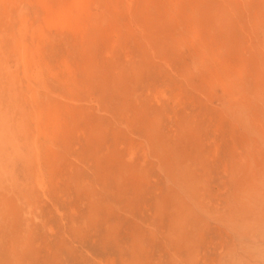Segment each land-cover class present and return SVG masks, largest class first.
Segmentation results:
<instances>
[{
  "label": "rangeland",
  "instance_id": "rangeland-1",
  "mask_svg": "<svg viewBox=\"0 0 264 264\" xmlns=\"http://www.w3.org/2000/svg\"><path fill=\"white\" fill-rule=\"evenodd\" d=\"M0 264H264V0H0Z\"/></svg>",
  "mask_w": 264,
  "mask_h": 264
},
{
  "label": "bare ground",
  "instance_id": "bare-ground-1",
  "mask_svg": "<svg viewBox=\"0 0 264 264\" xmlns=\"http://www.w3.org/2000/svg\"><path fill=\"white\" fill-rule=\"evenodd\" d=\"M55 26V25H54ZM51 27L53 28V25H51ZM39 136V135H38Z\"/></svg>",
  "mask_w": 264,
  "mask_h": 264
}]
</instances>
